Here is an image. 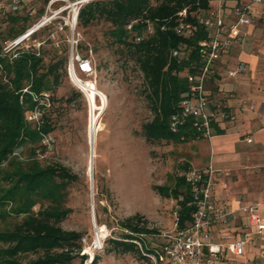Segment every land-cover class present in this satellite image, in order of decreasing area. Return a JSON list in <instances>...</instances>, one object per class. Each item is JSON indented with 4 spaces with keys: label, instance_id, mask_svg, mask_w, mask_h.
Instances as JSON below:
<instances>
[{
    "label": "trees",
    "instance_id": "1",
    "mask_svg": "<svg viewBox=\"0 0 264 264\" xmlns=\"http://www.w3.org/2000/svg\"><path fill=\"white\" fill-rule=\"evenodd\" d=\"M209 6V0H89L79 8L78 25L106 23L104 33L109 44L119 49L125 60L134 61L142 73V94L152 114L141 130L148 143L197 138L191 127L173 132L169 121L188 89L186 74L196 70L198 46L208 36V29L201 25L186 35L178 33L175 25L179 11L185 7L187 18L194 19L196 11ZM21 19L26 21L27 15L10 12L5 17L9 23L5 27L0 23V216H22L0 230V264H74L77 260L85 264L88 255L82 253L84 232L61 225L72 212L66 203L79 174L61 163L44 164L39 160L44 151L42 133H53L59 127L61 108L74 104L83 94L75 88L65 95L58 94L68 79V43L61 50L47 47L53 44L49 37L39 47L18 44L5 50L7 37L25 31L26 23L21 25ZM50 26L44 24L32 35L39 37ZM46 94L50 106L44 105ZM36 107L42 111L41 125L28 120ZM26 146L31 156L25 159L17 153ZM182 167L186 171L189 165ZM154 189L176 201L179 228L192 222L196 206L184 173L171 190L162 185ZM104 223L111 226L110 222ZM119 228L106 237L102 248L106 252L133 253L150 260L149 255L157 254V245L164 242L148 245L147 241L160 239V232L150 228L140 214L125 218ZM27 255L35 257L24 262ZM89 264H103L101 256L95 254Z\"/></svg>",
    "mask_w": 264,
    "mask_h": 264
},
{
    "label": "rangeland",
    "instance_id": "2",
    "mask_svg": "<svg viewBox=\"0 0 264 264\" xmlns=\"http://www.w3.org/2000/svg\"><path fill=\"white\" fill-rule=\"evenodd\" d=\"M3 1L6 7L0 14L2 27L9 23L5 17L10 12L27 15L26 21L20 20L21 25L26 23L23 33L44 24L51 25L42 30L39 37L31 34L19 45L29 46L33 43L39 47L50 37L53 44L47 47L61 50L64 43H68L69 56L73 37L78 39L79 50L90 57L95 68L91 75H78L83 80H95L107 96V106L99 118L103 128L95 138L92 185L89 174L91 110L88 98L69 74L58 92L62 96L75 88L83 94L74 104L61 108L59 127L53 132L56 141L50 148L42 149L44 151L39 155L42 163H61L80 177L71 187L66 203L72 212L61 225L65 229L82 231L88 241H93L99 229H105V233H101L102 238L109 237L114 235L113 230H120L119 222L140 214L148 221L150 228L160 233H175L177 203L171 197L161 196L154 186L162 185L171 190L178 176L185 172L183 164L202 169V165L213 162L210 141L203 137L180 142L162 140L154 144L146 141L141 134L142 124L151 119L152 114L142 94V73L134 61L125 60L119 49L109 44L104 33L106 23L97 22L82 27L77 20L74 21L75 10L89 0H82V3H78V0H50L47 3L44 0H17L15 9L12 8V0ZM13 38L7 37L4 43ZM230 69L220 72L216 78L220 90L225 85L230 89V83L239 80V77H229ZM97 103H101L100 98ZM17 155L29 158V147L20 148ZM10 208H6L7 212H10ZM21 218L15 214L6 215V219L0 216V230L12 226ZM104 222H110L111 226ZM164 240V237H160L147 242L154 247ZM1 246L3 244L0 243ZM86 254L88 259L85 264H89L95 254L101 256L103 264H160L151 258L141 259L133 253L106 252L105 249L97 251L87 248ZM33 257L27 255L23 261L27 262ZM78 263L77 260L74 264Z\"/></svg>",
    "mask_w": 264,
    "mask_h": 264
},
{
    "label": "built area",
    "instance_id": "3",
    "mask_svg": "<svg viewBox=\"0 0 264 264\" xmlns=\"http://www.w3.org/2000/svg\"><path fill=\"white\" fill-rule=\"evenodd\" d=\"M210 6L200 8L195 12L194 19L187 18V7L179 11V21L175 29L181 34H193L199 26L203 25L208 29V36L200 41L198 46L199 59L197 65H194L195 71H187L186 79L188 89L182 94L177 110L170 116V128L173 132H179L188 127L197 134V138H212L213 122L218 118L234 120L235 116L227 110L225 105L217 106L211 111L208 110L210 99L207 91V84L216 75V64L224 52L229 50L233 43L241 38L240 24L251 23L253 21L252 13L256 10L255 5L264 2V0H248L245 3H236L231 7L235 20L229 24L226 23V0H209ZM216 1V4L214 3ZM82 0H78V3ZM12 8H17V0L11 1ZM82 5V4H81ZM80 5V6H81ZM6 7V3L0 0V14ZM80 8V7H79ZM79 8L74 14V21ZM131 27V24H129ZM20 34L19 36L6 40L4 48L6 51L13 46L18 45L25 38L31 35L34 30ZM40 45V44H39ZM175 53H178L176 50ZM94 65L90 57L84 54L78 48V39L73 37L68 56V74L74 81V77L82 79L78 73L91 75L94 73ZM245 70V63L239 62L236 69L228 71L229 76L236 77L239 72ZM44 105L50 106L49 95L46 94ZM253 108V104L250 106ZM28 120L36 121L38 125L43 123L42 111L39 107L28 116ZM248 138V141H251ZM56 139L53 133H42L41 144L47 149L50 148ZM214 169L210 165L206 169H197L189 167L184 176L190 185L193 195V203L196 206L193 212L192 222L183 228H179L176 214L175 233H160L164 237V242L157 245V254H150V258L156 263L165 262L166 264H228L224 263V257L229 252L235 255H243L245 252L247 238L240 236L230 241L229 234L222 235V242L215 244L213 242L212 225L216 220L224 219L226 210L217 203V198L213 194ZM178 205H176V210ZM250 211V217L253 224L259 230H264V218L258 212V205L253 204L247 208ZM107 236L95 237L93 241H88L84 236L82 241L84 248L82 253H86L87 248L100 250L104 246ZM264 253V250H263Z\"/></svg>",
    "mask_w": 264,
    "mask_h": 264
},
{
    "label": "crops",
    "instance_id": "4",
    "mask_svg": "<svg viewBox=\"0 0 264 264\" xmlns=\"http://www.w3.org/2000/svg\"><path fill=\"white\" fill-rule=\"evenodd\" d=\"M247 1L226 0L227 24L235 20L231 7ZM255 7L253 21L240 24L241 38L222 54L216 64V75L207 84L208 110L225 105L235 116L234 120L218 118L213 122L212 138H204L211 143L213 162L201 167H213L212 192L226 210L224 219L213 222V242L221 243L223 234H229L230 241L240 236L247 238L243 255L229 252L224 257V263L228 264H264V230L253 224L247 209L258 205L264 218V2ZM241 61L245 70L236 77L229 76L239 77L238 82L230 83V89L225 85L220 90L216 85L220 72L236 69Z\"/></svg>",
    "mask_w": 264,
    "mask_h": 264
},
{
    "label": "bare ground",
    "instance_id": "5",
    "mask_svg": "<svg viewBox=\"0 0 264 264\" xmlns=\"http://www.w3.org/2000/svg\"><path fill=\"white\" fill-rule=\"evenodd\" d=\"M73 77H74L73 78L74 82L76 83L77 86H79L85 92L88 98V101H89L90 110H91V120H90V126H89V140H91V143L93 142V146L95 150L96 134L98 133V131H100L103 128L102 124L99 123V118H100V114L105 110L107 106V96L97 86V83L95 80H91V79L83 80L76 76H73ZM98 98H100L101 103H97ZM97 111H99L98 115H96ZM94 155H95V151H94ZM89 166H90V159H89ZM104 231H105L104 227L99 229L97 231L98 237H101L102 235L101 233H103Z\"/></svg>",
    "mask_w": 264,
    "mask_h": 264
},
{
    "label": "water",
    "instance_id": "6",
    "mask_svg": "<svg viewBox=\"0 0 264 264\" xmlns=\"http://www.w3.org/2000/svg\"><path fill=\"white\" fill-rule=\"evenodd\" d=\"M78 17V13L75 16V19L77 20ZM89 144H90V166H89V172H90V178L92 181V185H93V157H94V146H93V142L91 143V140H89ZM93 212H94V207H93Z\"/></svg>",
    "mask_w": 264,
    "mask_h": 264
}]
</instances>
